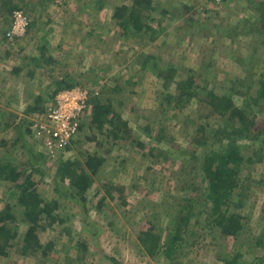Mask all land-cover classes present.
I'll return each instance as SVG.
<instances>
[{
    "label": "rangeland",
    "instance_id": "rangeland-1",
    "mask_svg": "<svg viewBox=\"0 0 264 264\" xmlns=\"http://www.w3.org/2000/svg\"><path fill=\"white\" fill-rule=\"evenodd\" d=\"M152 1V19L146 22L155 33L147 38L124 37L113 19L114 8L131 0H26V15L35 25L12 38L8 33L13 18L0 4V161L13 163L18 172L27 171L19 183L35 169L40 199L57 201L55 213L63 220L48 227L45 222L47 229L39 230L44 247L54 243L47 260L34 251L23 256L16 246L9 257H0V264H228L236 257L235 264H251L264 257V249L256 247L264 229V162L251 170L253 186L242 210L248 219L237 237L205 231L202 220L198 223L192 217L188 241L171 258L149 257L140 247L142 230L154 227L163 241L173 231L178 221L172 215L192 195L185 185H205L199 169L191 171V153H201L192 140L200 135L201 125L210 123L209 130L221 125L220 119L205 116L207 93L182 110H165L164 95L178 93L175 83L167 90L163 79L153 69L143 70L141 63L150 56L161 70L174 67L176 80L193 76L197 84L218 94L249 69L264 72V33L252 16L253 7L262 0ZM185 5L191 8L190 18ZM243 59L250 60L251 67L245 68ZM68 78L76 87L112 100L128 121L132 140L115 141L107 132L86 125L70 150L53 157L34 136L17 143L19 131L34 115L28 108L49 106L56 81ZM93 133L97 139L88 140ZM140 141L144 147L138 145ZM105 151H109L107 161L89 181L85 196L69 180L56 177L60 161H80L83 166L86 154ZM16 191L14 184L0 181V212L8 205L14 207L15 225L22 235L27 225Z\"/></svg>",
    "mask_w": 264,
    "mask_h": 264
},
{
    "label": "trees",
    "instance_id": "trees-1",
    "mask_svg": "<svg viewBox=\"0 0 264 264\" xmlns=\"http://www.w3.org/2000/svg\"><path fill=\"white\" fill-rule=\"evenodd\" d=\"M0 4L7 8L6 12L11 19L16 11H23L26 15L24 8L26 0H0ZM189 9L191 8L187 5L184 6L186 17H189ZM153 10L152 0H131L129 5L123 4L114 8L113 19L123 32L124 37L143 36L147 38L155 33L151 25L146 22L152 19L149 12ZM252 16L254 24H260L258 31L264 33V0L253 7ZM28 20L27 31L35 25L33 22L30 23L29 18ZM11 21L10 28L13 19ZM49 60L51 61L50 58ZM243 61L245 68L246 65L251 67L250 60L243 59ZM141 68L143 70L153 69L152 72L163 79V85L167 90L172 83H175L178 93H176L177 95L174 93L164 95V103L167 104L165 110H182L187 103L198 98L201 93H207L203 102L206 103L209 114L205 116L208 119L213 117V119L221 121V125L218 123L216 129L209 130L210 123L201 125L197 129L200 135L192 140L201 153L199 155L191 153L193 160L191 171L198 168L205 185L202 188L195 184L185 185V189L192 195L186 197L181 206L182 209L176 210L177 213L172 215L173 220L178 221L172 228L173 231L171 232L170 229L163 241V235L156 233L154 227L142 230L138 235L141 249L152 258L160 254L171 258L175 249L179 248L184 241H188L186 233L192 217L198 223L202 220L205 231H217L223 238L237 237L244 230V223L248 219L242 210L245 208L244 200L249 197V190L253 186L252 177L255 175L251 174V170L264 162V72L249 69L241 80L238 77L232 79V86L225 93L218 94L214 88L208 90L205 85L197 84V80L193 76H188L184 80H176L174 67L168 66L165 70H161L157 64L151 63L150 56L141 63ZM69 80L71 79L56 81L57 88L52 94V99L60 91L76 87L77 83ZM237 100H241L242 104L238 105ZM164 103L161 105L163 106ZM90 104L92 107L87 112L89 116L81 123L76 137L70 141L66 148L57 151V153L70 150L86 125H89L92 131L107 132L115 141L132 140V130L129 128L128 121L122 119L112 100H104L99 95H93ZM47 107L37 104L34 107H29L28 113H45ZM30 124L31 121H27L24 130L19 131L17 143L25 142L23 137L28 135L33 137ZM7 125L11 126L10 123ZM106 126L110 129H106ZM146 129L148 130V127ZM96 139L97 136L94 133L88 138L91 141ZM156 139L161 141L162 135H158ZM98 144L99 147H102L101 143ZM138 145L144 147L142 141L138 142ZM107 153L109 151H105L104 155L86 154L83 166L80 165V161H60L61 165L55 175L63 182L69 180L71 186L80 189L78 194L85 196L84 194L90 186L89 181L99 173L100 168L107 161L105 156ZM244 171L248 173L243 176ZM33 172L35 169L25 175V179L19 183L20 178L27 171L18 172L13 163L0 161V181L14 184V188L17 189L14 194L18 196L19 205L23 206L22 222L27 225L26 232L20 235L18 226L15 225L17 213H15L14 207L8 205L5 208L6 211L0 212V257H9L10 252L16 246L21 248L19 250L23 256L34 251L40 254L44 260H47L46 258L53 251L54 243L50 242L49 245H46L47 247H44L38 233L39 230H45L48 226H53L54 223H63V220L60 215L55 213L59 209L57 201L46 202L40 199L35 187ZM56 190H59V187ZM107 192L110 193L109 189ZM122 200L125 204V199ZM199 200L201 201L199 202ZM194 202L197 203L195 209L196 203ZM100 204H103V200ZM191 235H195L193 231ZM256 247L264 249V229L256 238ZM236 260L237 257L228 264H235ZM258 261L251 264H264V257ZM41 264L46 263L42 262Z\"/></svg>",
    "mask_w": 264,
    "mask_h": 264
},
{
    "label": "built area",
    "instance_id": "built-area-1",
    "mask_svg": "<svg viewBox=\"0 0 264 264\" xmlns=\"http://www.w3.org/2000/svg\"><path fill=\"white\" fill-rule=\"evenodd\" d=\"M221 2L222 0H213ZM29 20L23 11H16L9 37L25 34ZM98 94V93H97ZM96 94V95H97ZM92 91L80 87L66 89L56 95L45 113H35L30 128L41 147L53 157L70 144L79 132L84 116L91 109Z\"/></svg>",
    "mask_w": 264,
    "mask_h": 264
}]
</instances>
